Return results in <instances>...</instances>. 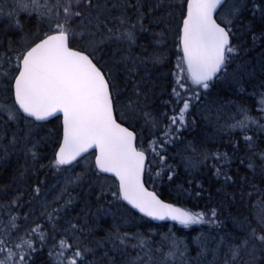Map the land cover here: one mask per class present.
I'll return each mask as SVG.
<instances>
[{"label": "snow or ice", "instance_id": "6c2138e0", "mask_svg": "<svg viewBox=\"0 0 264 264\" xmlns=\"http://www.w3.org/2000/svg\"><path fill=\"white\" fill-rule=\"evenodd\" d=\"M81 4L82 0H75V3L73 0H67L63 5L57 4L55 19L52 9L42 5L40 0H13L6 13L0 9V16H6L10 25L23 34V44L19 50H13L12 41L9 40L8 51H14L16 65L10 76L4 73L8 79L9 98L12 100L11 104H0V114L6 116L5 123L14 122L19 125L23 121L25 128L22 139L27 144L32 141L38 122L62 113V140L54 153V159L50 162L57 170L62 166L70 169L74 162H78V157H82V154L88 153L90 149L94 150L95 168L100 172L113 174L118 181L117 191L111 192L117 200L126 201L146 217L159 220L171 219L185 227L202 223L219 226L222 222L217 220L218 213L215 209L210 213L194 212L175 203L166 202L161 199L157 191L150 190L146 186V166L150 161L146 156V150L137 147V132L133 130L134 126L131 124L125 126L129 117H135L139 112L146 123H150L153 128L160 127V121L152 113L143 111L140 101L141 82L136 81L135 77L139 75L138 65L144 64L145 59H151L154 64H159L165 59L164 54L154 51L150 57L144 59L134 57L132 48L138 38L136 24L122 16L118 18L120 27L109 28L106 22H103L102 27L99 13L95 23L91 18L84 22L83 12L73 11V8H80ZM160 6L156 5V7ZM86 7L99 8V5L87 0ZM127 7L129 5H125V8ZM61 8L64 13L62 20L59 18ZM168 8L169 16H173V10L178 13L175 43L180 53L177 57L176 71L173 73L174 86L171 94L174 100L166 102L173 104V115L165 114L168 123L160 129L164 141L171 143L170 138L179 139L182 129L196 126L197 118L190 110L198 106L201 89L206 93L212 81L218 77L226 78L231 75L234 84L242 85L241 73L249 77L255 75L257 66H249L247 62H242L231 74L228 72L229 65L235 56L239 55V46H233L231 40L234 29L246 30L251 35L253 47L256 46L257 41L264 44V0H169ZM246 12L251 13L253 20L258 13L259 33L254 30L253 20L244 22ZM22 14L29 18L33 15L41 19L47 18L48 31L42 34L25 32V25L20 19ZM144 15L141 13L137 18L141 32L146 31L142 23ZM74 18L82 20L78 25L79 31L76 27H70ZM160 22L159 19L155 20L156 24ZM238 22L242 28L238 27ZM158 35L163 38L165 33L161 32ZM77 37L83 43L74 44ZM113 42L117 45H127L126 49L117 47L112 50L113 57L121 53L118 62L125 66L123 88L113 70L117 61L107 59V53L104 51L105 47ZM162 42V39L156 41L157 44ZM247 51L245 49V52ZM257 63L259 72L264 74V50L259 54ZM129 81L133 82V95L136 96V100L128 99L126 103H122L121 97L127 90ZM259 87L264 89V81L260 82ZM240 91H243L242 87ZM252 95L258 97L256 103L260 115L253 116L247 106L238 105L237 114L240 118L233 117V122L228 124L227 128L242 133L253 132V135L243 136L246 151L250 155L241 158L240 164L245 165L247 160L246 168L254 175L259 168V175L264 178V148H259L257 144L258 139L264 143V136L256 135L264 134V91L259 93L254 91ZM159 139L154 137V141L150 144ZM17 142V134L13 132L10 143L15 145ZM38 144L39 141L33 142L26 150L31 153L34 161L38 156L36 151ZM236 147L238 142L234 143V150ZM187 148L193 153L197 152L191 142ZM160 149L164 150L163 143L160 144ZM155 151L153 148V152ZM7 154L8 150L5 148L4 157ZM209 158L220 164L230 163L227 152L212 153L201 150L195 157H187L185 166L197 168ZM159 160L167 166L168 178L171 181L175 174L174 167L167 165L164 156H159ZM43 167L44 165H41V168ZM212 167L216 169L217 176L222 174L221 168L215 164ZM148 171L151 172V169L149 168ZM159 175L160 172L157 170V176ZM223 175L225 182L231 180L235 183L227 172H223ZM80 179L81 175L78 174L75 181ZM241 179L247 181L248 177ZM249 186L255 187L251 184ZM33 192L35 196L41 193L39 181ZM21 196L22 194L18 195L10 203L19 206ZM71 203L72 200L68 199L65 201V207ZM257 203L260 208L257 218L264 229V202ZM42 206L46 208V204ZM61 210L56 208L47 212L48 220L52 222L54 214ZM25 216L27 217V214ZM15 221L16 217H11L10 225L6 226L5 234L9 237L12 230L19 231ZM233 221L243 235L228 234L218 239L196 237L199 251L191 264H264V230L258 232L250 223L237 217H233ZM70 227L75 229L77 226L70 225ZM53 228H55L54 223ZM40 229L41 226L36 225L26 230V236L20 238V243L14 244L16 251L8 248L6 255L0 259V264H30L32 253L36 249L33 240L27 236L39 232V238L43 242L45 235ZM107 239L112 241L114 250L121 253L127 252L129 239L136 240L131 247L139 249L144 256L138 252L134 257L128 256L124 264H177V261L179 264H188L185 260L187 245L175 237L166 236L164 239L167 244H161L158 248L149 246L151 241L147 236L137 233L129 237L127 233L120 234L118 229L115 233H109ZM4 244L6 241L0 240V253L5 252ZM99 246L100 242L97 241V248ZM68 251H71V256H67ZM95 251V248L79 244L73 250V245L62 238L52 246L49 254L54 256L56 264H65V258L66 264H94ZM209 252L212 255L211 260L207 259ZM89 256H93L94 260L90 261ZM108 264H115V261L109 258Z\"/></svg>", "mask_w": 264, "mask_h": 264}, {"label": "trees", "instance_id": "16d2710c", "mask_svg": "<svg viewBox=\"0 0 264 264\" xmlns=\"http://www.w3.org/2000/svg\"><path fill=\"white\" fill-rule=\"evenodd\" d=\"M7 1L0 0V9L4 13L13 3L9 2L7 5ZM40 3L45 4L44 0ZM92 3L99 5V8H87V0H82L81 7L75 8L73 11H82L83 21L86 22L91 18L93 23L96 22L95 18L99 13L102 27L103 22H106L107 27L114 29L120 27L119 17H127L131 23L136 24L137 28L138 38L132 48V55L144 59L157 51L165 56V59L159 64H154L151 59H145L144 64L138 65L139 75L135 77L136 81L141 82V107L143 111L152 113L160 121V127L153 128L150 123H146L145 118L139 112L135 117H129L125 122L126 126L129 124L134 126L133 130L137 132V147L146 150L148 161H150L146 166V186L157 191L165 201L194 212L210 213L212 209H215L218 213L216 218L222 223L219 226L202 223L185 227L179 223L152 221L140 216L121 200H117L111 195V192L117 191V183L112 177L97 172L92 152L75 162L70 168L74 175L69 179L75 181L78 174L81 175V179L64 186L61 179L63 175L69 176L66 172L69 168L61 167L57 170L50 163L54 159V153L61 137L59 116L44 123H38L35 126L36 131L33 133L32 141L25 144L22 139L25 128L23 121L19 125L14 122L5 123L6 116L0 114V215L7 213L6 218L8 219L7 223L0 227V240L6 241V244L3 245L5 252L0 253V259L6 255L8 248L16 251L14 244L20 243V238L26 236V230L36 225L41 226L40 231H43L45 240L43 242L40 240L39 232L30 233L27 236L33 240L36 249L32 253L30 264H56L54 256H50L49 251L62 238L73 245V250L77 244L95 248L94 264H108L109 258H112L115 264H124L128 256L134 257L138 252L144 256V253L139 249L131 247L136 243L134 239H129L126 253L114 250L112 241L107 238L109 233H115L117 229L120 234L127 233L129 237L137 233L147 236L151 241L149 246L156 248L161 244H167L164 239L166 236L175 237L187 245L188 251L185 260L191 264L192 259L197 256L199 251L196 237L202 239L217 237L218 239L220 236L228 234L243 235V232L234 223L233 217L250 223L251 227L256 228L258 232L264 230L257 218L260 211L257 202H264V178L259 175V168L255 175L246 168L247 160H245V165L240 164L241 158L250 155L246 151L243 136L253 135V132L242 133L238 130L230 131L227 128V125L233 122V117L240 118L237 114L238 105L247 106L253 116L260 115L256 103L258 97H254L252 93L264 91L259 87L260 82L264 81V74L259 72L257 63L259 54L264 50V44L257 41L256 46L253 47L250 33L246 30L234 29L231 43L233 46H239V55H236L229 65L228 72L231 74L237 70L238 65L247 62L249 66H257L255 75L249 77L241 73L243 75L242 85L234 84L231 75L226 78H215L206 93L204 90H200L201 100L197 107L190 110L192 115L197 118L196 126L182 129L179 139L171 137L172 142L166 143L160 135V129L168 123L165 114L173 115V104L166 102L174 100L171 94L174 86L173 73L176 71L177 57L180 54L175 43L178 13L173 10V16L168 15L169 0H92ZM157 4L161 6L155 7ZM125 5H129V7L125 8ZM132 5L139 7H131ZM49 8L52 9L55 19L56 8L53 4ZM61 13L62 8L60 15ZM141 13L145 14L142 21L146 29L144 32L139 31L140 24L137 23V18ZM20 19L25 25V32L42 34L49 29L47 18L41 19L36 15L29 18L22 14ZM156 19L161 22L156 24ZM248 19L253 20L250 12L245 13L244 22L247 23ZM81 22V18H74L70 27H76V30L79 31L78 25ZM238 27L242 28L239 22ZM253 27L259 33L258 13L253 20ZM161 32L165 33L163 38L158 35ZM22 35L18 29L10 25L6 16H0V104H11L12 102L7 91L8 79L4 75L7 73L10 76L16 65L14 51H8L9 40L12 41V49L19 50L23 44ZM160 39L163 42L157 44L156 41ZM73 43L80 44L83 41L77 37ZM117 47L126 49L127 45H117L113 42L106 46L104 51L107 53V59L117 61L113 70L123 88V78L126 73L124 64L118 62L121 53H117L115 57L112 56V50ZM245 49L248 51L245 52ZM9 57L12 59L9 60ZM241 87L243 91H240ZM124 94L121 97L122 103H126L128 99L136 100V96L133 95L132 81L128 82ZM117 114L119 116V112ZM13 132L18 137V142L15 145L10 143ZM256 135L264 136L260 133ZM154 137L160 139L150 144L151 141H154ZM36 141H39L36 149L38 156L34 161L31 153L26 150ZM189 142L192 147L197 149L196 153L187 148ZM235 142H238V147L234 150ZM161 143L164 144V150L160 149ZM257 144L259 148H264V143H261L259 139ZM5 148L8 150L6 157H4ZM153 148H155V152H153ZM201 150L212 153L227 152L230 163L220 164L209 158L197 168H186V158L195 157ZM159 156L166 157L167 165H171L175 169L171 181L167 174L168 168L162 164ZM82 161L87 164L82 166ZM214 164L222 169L220 176L216 175V169L212 167ZM41 165L44 167L41 168ZM149 168L151 172L148 171ZM157 170L160 172L159 176H157ZM223 172H227V175L233 177L235 183L231 180L225 182ZM56 173L58 174L56 175ZM245 176L248 177L247 181L241 179ZM37 181L40 182L41 187L39 196H35L33 192ZM249 184L255 187H250ZM21 194L19 206L12 205L10 202ZM57 194L60 198L54 200ZM68 199H71L72 203L65 207V201ZM42 204H46V208ZM56 208L62 210L55 213L54 220L50 222L46 213ZM13 216L16 217L15 223L19 226V231L12 230L11 237H9L5 234V229L10 225ZM53 223L55 228H53ZM70 225L77 227L73 229ZM97 241L100 242L98 248ZM165 250L167 249L165 248ZM71 254V251L67 252V256H71ZM88 259L94 260L93 256H89ZM207 259H212L211 252L208 253Z\"/></svg>", "mask_w": 264, "mask_h": 264}, {"label": "rangeland", "instance_id": "374dc122", "mask_svg": "<svg viewBox=\"0 0 264 264\" xmlns=\"http://www.w3.org/2000/svg\"><path fill=\"white\" fill-rule=\"evenodd\" d=\"M9 2L11 3V2H13V0H8L7 2H6V4L8 5L9 4ZM40 2H42V0H40ZM44 5H47L48 7L50 6V5H52L53 4V6L55 7L57 4H59V5H63V4H65V3H67V0H44ZM73 3H75V0H73ZM73 9H75V8H73ZM59 18L62 20L63 18H64V13H63V11H62V13H61V15L59 16ZM192 87H195V86H192ZM87 163L85 162V161H82V163H81V165L82 166H85ZM71 169H69L68 171H66V172H68V177L67 176H65V175H63V177H62V181H63V185L64 186H68L69 184H71V183H69L68 181L71 179V177L73 178V176L72 175H74V172H71L70 171ZM58 173H56V175H57ZM69 177H70V179H69ZM73 180V179H72ZM58 197H60L58 194L56 195V197L54 198V200H58ZM6 214L7 213H5L4 215H0V227L2 226V225H4V223H7V221H8V219L6 218ZM7 220V221H6Z\"/></svg>", "mask_w": 264, "mask_h": 264}, {"label": "water", "instance_id": "95a60500", "mask_svg": "<svg viewBox=\"0 0 264 264\" xmlns=\"http://www.w3.org/2000/svg\"><path fill=\"white\" fill-rule=\"evenodd\" d=\"M56 116H59V118H60V126H61V137H60V141L62 140V133H63V128H62V120H63V116H62V113H57V114H54V116H52V117H49L46 121H48V120H50V119H52V118H54V117H56ZM46 121H41V122H38V123H44V122H46ZM126 126V125H125ZM60 141H59V143H60ZM58 146H59V144H58ZM58 146H57V148H56V150L58 149ZM91 152H93L94 153V156H93V163H94V166H95V152H94V150H89L88 151V153H91ZM88 153H86V154H82V157H78L77 159L78 160H80L81 158H83L85 155H87ZM147 156V155H146ZM75 163V162H74ZM62 167H67V166H62ZM96 169V168H95ZM97 170V172L98 173H100V174H102V175H106V176H109V177H112L114 180H115V182L117 183V185H118V181L116 180V178H115V176L113 175V174H111V173H104V172H100L98 169H96ZM150 189V188H149ZM150 190H152V189H150ZM162 199V198H161ZM126 206H128L131 210H133L135 213H137V214H139L140 216H143V217H145V218H148V219H150V220H152V221H164V222H172V223H178V222H176V221H172L171 219H164V220H159V219H154V218H151V217H146V216H144L142 213H140L137 209H134V208H132V206L131 205H129L126 201H123V200H121ZM167 202V201H166ZM170 203V202H169ZM178 206V205H177Z\"/></svg>", "mask_w": 264, "mask_h": 264}, {"label": "bare ground", "instance_id": "6f19581e", "mask_svg": "<svg viewBox=\"0 0 264 264\" xmlns=\"http://www.w3.org/2000/svg\"><path fill=\"white\" fill-rule=\"evenodd\" d=\"M156 7V6H155ZM250 15V14H249ZM249 20V19H248ZM170 26V25H169ZM170 28V27H169ZM237 36V35H236ZM170 80V79H169ZM227 86V85H226ZM260 89V88H259ZM125 95V94H124ZM236 106V105H235ZM232 107V105H231ZM225 109V108H224ZM227 109V108H226ZM223 113V112H222ZM219 116V115H218ZM223 117V116H222ZM219 119V118H218ZM223 119V118H222ZM136 121V120H135ZM141 125V124H140ZM165 233V232H164ZM167 233V232H166ZM131 255V254H130Z\"/></svg>", "mask_w": 264, "mask_h": 264}]
</instances>
